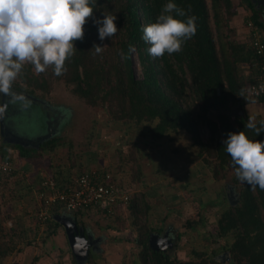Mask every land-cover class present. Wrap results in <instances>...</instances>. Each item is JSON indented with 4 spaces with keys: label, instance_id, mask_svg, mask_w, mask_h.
Here are the masks:
<instances>
[{
    "label": "trees",
    "instance_id": "obj_1",
    "mask_svg": "<svg viewBox=\"0 0 264 264\" xmlns=\"http://www.w3.org/2000/svg\"><path fill=\"white\" fill-rule=\"evenodd\" d=\"M258 1L260 0H171L186 11L190 9L188 14L197 17V33L183 44L181 52L171 55L165 53L162 58H153L147 52L151 45L142 39V29L143 26L156 22L162 7L169 0H96L94 16L84 26V39L82 42H74L77 49L75 55L65 62L66 73L56 76L52 67H49L44 73L35 75L32 72L34 66L29 64L19 75L20 81L14 82L16 93L20 96L26 94L31 99H37L34 91L47 93L54 81L61 82L78 100L106 110L109 121L123 122L138 130L139 126L146 127L140 130V135L153 144H158L164 138L172 141L173 136L187 134L191 144L197 148L198 157L202 158L215 179H223L225 170H232L231 181L239 191L238 201L231 205L227 195H223L226 204L211 231L214 242L216 239L224 240L222 251L227 253L229 264H264V190L259 186L253 188L236 177L235 167L223 143L230 132L239 131H244L250 140L264 141V131L257 135L255 130L246 127L249 118H254L257 127H262L261 122L264 121V94H248L249 89L259 83L262 75L260 68L264 65V55L258 54L253 47L248 27L250 23L259 30L260 42L264 46V3L259 4ZM239 8L244 12L243 26L247 29V35L242 39L238 38L233 26ZM103 14L117 16L115 23L119 30L115 36L101 41L93 20L102 19ZM94 44L102 47L106 45L101 54L95 53L92 48ZM130 45L134 46V52L129 50ZM135 59L138 66H135ZM24 71L26 74H23ZM10 102L4 101L7 108L3 122L7 132L14 133L25 141L36 139L37 142L34 148L19 143L1 142L0 161L7 162L9 169L0 171V178L1 175L16 171L12 156L9 155L10 148L15 150L19 160L30 165L41 159V153L52 154L57 147L63 145V141L56 136L59 128H55L57 120L67 118L60 110L58 113H61V117L57 118L56 112H49L40 103H32L45 108L46 129L44 132L38 130V135L34 138H27L19 133L14 123L15 116L8 109ZM238 105L242 112L235 114L234 108ZM51 170L38 172L37 198L40 194H49L53 189L65 188L81 174L92 171L100 176L108 172L122 189L130 190L109 170L90 169L66 179L51 173ZM48 181L53 184L52 188L47 184ZM137 196L139 197L132 196V192H129L126 205L136 226L134 242L138 252L135 264H225L215 259L214 251L210 255L206 252H194L197 261L182 262L172 254L151 249L149 238L155 230L146 220H137L138 214L147 213L142 207L143 197ZM39 204L41 202L38 200L37 210L33 215L24 209L22 217L19 212L10 216V202L1 204L0 200V264H4L6 257L19 242L34 246L39 225H36L37 229L33 232L35 236H31L30 240L26 239V232L30 230L24 225L23 218L26 215L45 224L47 229L42 240L44 243L55 235L56 227H63L56 219L57 215L71 217L86 236L87 231L79 219L83 214L91 216L99 212L83 209L66 211L55 206L45 215H40L42 209ZM2 208H7L3 214ZM7 218L14 221L11 227L3 224ZM193 224V220L186 221L189 228H194ZM44 248L41 249V255L42 250L46 253ZM37 258L38 256L33 257L35 262ZM91 258L89 253V263L92 262ZM73 263L78 264L75 259Z\"/></svg>",
    "mask_w": 264,
    "mask_h": 264
},
{
    "label": "rangeland",
    "instance_id": "obj_2",
    "mask_svg": "<svg viewBox=\"0 0 264 264\" xmlns=\"http://www.w3.org/2000/svg\"><path fill=\"white\" fill-rule=\"evenodd\" d=\"M241 10L238 9L236 18L237 22L241 20L240 24L245 16ZM245 28L244 26L243 29ZM134 62L138 66L136 59ZM27 65L29 64L24 67ZM32 72L39 75L34 67ZM23 74H26L25 71ZM20 78L18 76L15 83ZM12 91H15L14 83ZM34 94L38 101L45 103L43 105L49 112L57 113V118L61 117L59 110L67 116L62 121V118L57 120L55 128H59L56 136L63 141V145L57 147L52 154L41 153V159L36 160L33 165L30 163L31 166L19 160L15 150L10 148L9 155L12 156L16 171L9 175L3 174L0 178L1 204L10 202V216L19 212L22 217L24 209L33 215L37 210L38 198L35 193L39 178L37 174L41 170L48 171L53 167L51 173L66 179L90 169H105L126 184L132 196L143 197L142 207L147 213L138 214L136 218L141 222L146 220L154 228L155 231L150 235L154 247L172 254L182 262L197 261L194 252H206L210 255L214 251L217 253L216 260L229 264L227 253L222 251L224 240L216 239L214 242L211 231L214 230L217 217L226 204L223 195H230L233 201L237 198L239 191L231 181L232 170L226 169L223 179H215L202 158L198 157L197 148L191 144L187 134L173 136L172 141L164 138L158 144H153L140 135V130L146 127L139 126L138 130L123 122L109 121L106 110L78 100L61 82L54 81L47 93L34 91ZM2 96L0 93L1 101ZM21 97L16 102L14 123L21 135L34 138L38 135V130L45 131L47 114L44 113L43 106L22 101L31 99V96L23 94ZM7 139L0 133V143L14 144ZM37 152L40 154V151ZM5 209L7 208L2 209L3 212ZM187 220H193L194 228L186 225ZM23 221L25 227L30 229L26 236L28 232L30 236L35 235L33 232L37 229L36 225H39L35 243L36 246L43 243L47 229L45 224L34 221L29 214ZM79 222L87 231L85 241L88 244V255L90 252L92 255V262L89 263L87 259L88 261L81 264H135L138 252L134 242L136 226L133 216L126 208L108 217L101 214H83ZM3 224L8 227L14 221L7 218ZM7 239L6 237L5 241ZM38 254L41 252L33 253ZM73 259L69 245L66 244L54 255L51 252L47 254L43 262L74 264Z\"/></svg>",
    "mask_w": 264,
    "mask_h": 264
},
{
    "label": "clouds",
    "instance_id": "obj_3",
    "mask_svg": "<svg viewBox=\"0 0 264 264\" xmlns=\"http://www.w3.org/2000/svg\"><path fill=\"white\" fill-rule=\"evenodd\" d=\"M95 4L96 0H0V93L13 100L22 98L12 86L26 64L33 65L36 73L49 67L56 76L66 73L65 62L75 55L74 42L83 41L84 26L93 18ZM189 11L169 0L156 22L143 26L142 39L151 45L149 56L162 58L183 50V44L197 33V17ZM116 20L117 16L104 14L93 20L101 41L117 34ZM105 46L94 44L92 48L101 54ZM129 50L134 52V46ZM6 108V104L0 107V114ZM261 124L257 127L254 118H249L246 127L259 135L264 121ZM223 143L236 177L264 190V141L250 140L239 131L230 132Z\"/></svg>",
    "mask_w": 264,
    "mask_h": 264
},
{
    "label": "built area",
    "instance_id": "obj_4",
    "mask_svg": "<svg viewBox=\"0 0 264 264\" xmlns=\"http://www.w3.org/2000/svg\"><path fill=\"white\" fill-rule=\"evenodd\" d=\"M252 36L253 47L258 54L264 55V46L261 44V33L256 27L248 23ZM259 83L253 85L248 94L259 96L264 94V65L260 68ZM9 169L7 162L0 161V171ZM49 182V181H48ZM53 187L51 182L47 183ZM38 200L41 202L42 212L45 215L51 207H62L66 211L94 210L97 214L108 217L126 208L129 200V191L122 189L116 181L112 179L110 173L100 176L96 171L85 172L75 178L72 184L61 189H53L49 194H40ZM96 210V211H95Z\"/></svg>",
    "mask_w": 264,
    "mask_h": 264
},
{
    "label": "crops",
    "instance_id": "obj_5",
    "mask_svg": "<svg viewBox=\"0 0 264 264\" xmlns=\"http://www.w3.org/2000/svg\"><path fill=\"white\" fill-rule=\"evenodd\" d=\"M240 21L237 22L235 20L233 22V26L236 28L238 38L242 39L243 37H245L247 35V29L246 28L243 29V27H244L242 25L243 23L240 24ZM2 102L3 101H1V98H0V105L2 104ZM22 162L20 161V163H22ZM2 209H4V208H2ZM1 212L3 214V210H1ZM60 216H62V215H60V214L57 215L56 219L60 220L61 219ZM24 225H25V223H24ZM11 226L12 225H10L8 227H11ZM29 227H31V225ZM33 236H35V235H33ZM28 237L29 238L31 237L29 235V232L27 234V238ZM54 241H56V242H54ZM25 244L26 243H20L19 242L15 247V248H17V251L14 248L12 250V252L8 255V257H6L4 264H34L35 260L33 259V257H36V256H38V258L36 259V262L38 264H41L39 262H43L44 259H46L47 254L49 255V253L51 252V254L54 255L56 252H58L59 249L63 248V245H66V244H67V246L69 245L66 234H65V228L62 227L61 225L59 227H56L55 235L53 237H51L49 240H47V242L45 241L44 243H41V244L39 243V246H36V243L34 242V244H33L34 248L27 246ZM57 245H59V246H57ZM42 248H44V250H46V253L43 251L42 255L41 254L33 255V253L35 251H38L40 253ZM70 252H71V250H70ZM43 264H45V262H43Z\"/></svg>",
    "mask_w": 264,
    "mask_h": 264
},
{
    "label": "water",
    "instance_id": "obj_6",
    "mask_svg": "<svg viewBox=\"0 0 264 264\" xmlns=\"http://www.w3.org/2000/svg\"><path fill=\"white\" fill-rule=\"evenodd\" d=\"M259 4L264 3V0H260L258 1ZM2 101H3V96H2ZM3 105H5L4 102H2V104L0 105V107H2ZM234 112L235 114H240L242 112L241 110V106L238 105L234 108ZM3 115L4 112L2 114H0V133L10 142L13 143H19L23 146L28 145V143H30V141H25V139L17 136L14 133H10L7 132V129L5 127V124L3 122ZM227 199L229 201V203L231 205H235L238 201V195L237 198L233 201L231 199L230 195H227ZM60 222L63 225V227L65 228V234L68 240V244H69V248L71 250V253L74 257V259L76 260V262L78 264L84 263L87 260L88 257V244L85 241V237L83 235V231L81 230V228H78L75 224V221L72 218H67L64 215L60 216ZM71 219V220H69ZM75 242H79L80 247H77ZM149 243H150V247L151 249L154 250H158L159 248L154 247V241H151V236L149 238ZM78 245V246H79ZM82 261V262H81Z\"/></svg>",
    "mask_w": 264,
    "mask_h": 264
},
{
    "label": "flooded vegetation",
    "instance_id": "obj_7",
    "mask_svg": "<svg viewBox=\"0 0 264 264\" xmlns=\"http://www.w3.org/2000/svg\"><path fill=\"white\" fill-rule=\"evenodd\" d=\"M15 93H16V91H14ZM19 99H16V100H13L12 98H10V97H7V96H4L3 95V102L5 101V102H10V101H12V102H10V104H9V107H8V109H9V111L11 112L10 114H14V113H16V102L18 101ZM29 100H31L30 101V103L32 104V103H35V104H37V103H40V104H45V103H42L40 100L38 101L37 99H34V98H32V99H30L29 98ZM29 100H27V99H25V101H27V102H29ZM24 101V102H25ZM56 122V121H55ZM57 126V125H56ZM54 131V129H52V132ZM37 138V137H36ZM45 139V138H44ZM36 142H37V140L35 139V140H32L30 143H28V146H36ZM83 235H84V232H83ZM85 236V235H84ZM85 237H87V235L85 236ZM76 243V245H77V247H80V245H79V242H75ZM79 245V246H78ZM91 253V252H90Z\"/></svg>",
    "mask_w": 264,
    "mask_h": 264
}]
</instances>
